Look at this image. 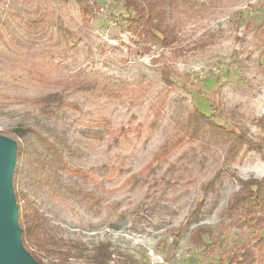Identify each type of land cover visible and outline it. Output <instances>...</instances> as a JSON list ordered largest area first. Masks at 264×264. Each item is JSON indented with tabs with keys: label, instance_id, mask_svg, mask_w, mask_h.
I'll return each mask as SVG.
<instances>
[{
	"label": "rangeland",
	"instance_id": "1",
	"mask_svg": "<svg viewBox=\"0 0 264 264\" xmlns=\"http://www.w3.org/2000/svg\"><path fill=\"white\" fill-rule=\"evenodd\" d=\"M157 1L169 47L131 31L124 0L88 17L75 0H0V137L18 214L43 226L28 250L47 264H95L102 244L107 264H228L247 246L264 264V220L226 214L239 180L264 177V0ZM51 92L63 108L43 114ZM196 107L261 149L232 152L203 121L188 132Z\"/></svg>",
	"mask_w": 264,
	"mask_h": 264
},
{
	"label": "trees",
	"instance_id": "2",
	"mask_svg": "<svg viewBox=\"0 0 264 264\" xmlns=\"http://www.w3.org/2000/svg\"><path fill=\"white\" fill-rule=\"evenodd\" d=\"M83 11L85 16H94L96 0H75ZM125 7L130 11L129 21L131 31L137 34L140 38L148 39L149 41H154L156 43L162 42L165 47L171 46L175 41L174 32L170 27L161 26V14L162 10L159 9L157 0H145L140 2L139 0H124ZM173 71L166 69L165 71V81H173ZM37 104L43 114H54L58 110H61L64 105V98L60 92H51L42 95L38 98ZM200 121L210 125L211 127L222 131L224 134L228 135L233 139L231 144V151L239 152L243 146L249 149H261L258 141H255L246 133L240 131L236 132L232 130H227L224 126L217 124L208 115H205L200 111V109L193 108L189 125L188 132L193 131L196 124ZM26 133L22 130L19 131V136L25 138ZM42 141L47 146L49 151H52L60 160H63L64 153L63 150L59 148L58 144L50 141L47 137L42 135ZM46 160L48 157L45 158ZM241 187L239 190L235 191L226 208V214L229 217L241 216L245 217V222L249 221L250 225L255 224L260 225L261 221L264 220V177L259 180L249 181V180H239ZM17 223L20 227V237L23 246L28 249L41 246V232L43 231L42 223L40 222L36 214H22L19 212L17 217ZM207 233L205 229H198L195 234L192 235V240L200 246H207L203 235ZM258 242L264 246V235H261ZM112 251L109 249V245L102 244L96 247V251L92 256V260L95 264H107L112 259ZM253 247H240L236 251L232 252L228 257V264H254L256 260V253ZM38 264H47L43 258L34 253L30 252ZM66 255H64L63 260H65ZM264 261V259H263Z\"/></svg>",
	"mask_w": 264,
	"mask_h": 264
},
{
	"label": "water",
	"instance_id": "3",
	"mask_svg": "<svg viewBox=\"0 0 264 264\" xmlns=\"http://www.w3.org/2000/svg\"><path fill=\"white\" fill-rule=\"evenodd\" d=\"M14 154L15 145L0 137V264H32L21 241L18 207L9 186Z\"/></svg>",
	"mask_w": 264,
	"mask_h": 264
}]
</instances>
